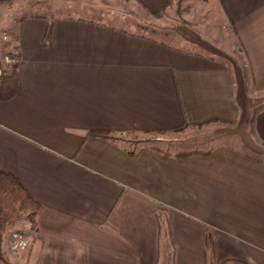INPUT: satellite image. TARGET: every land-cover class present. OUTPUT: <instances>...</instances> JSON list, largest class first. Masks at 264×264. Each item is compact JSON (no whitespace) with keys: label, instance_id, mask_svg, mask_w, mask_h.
Listing matches in <instances>:
<instances>
[{"label":"crops","instance_id":"crops-1","mask_svg":"<svg viewBox=\"0 0 264 264\" xmlns=\"http://www.w3.org/2000/svg\"><path fill=\"white\" fill-rule=\"evenodd\" d=\"M65 2L76 13L14 26L20 90L0 101V171L42 208L27 250L8 240L10 261L264 264V159L229 143L170 151L126 140L179 143L180 132L221 124L250 125L244 138L264 144V105L250 103L264 90V0H219L244 55L236 70L138 31L169 36L155 21L172 0Z\"/></svg>","mask_w":264,"mask_h":264},{"label":"rangeland","instance_id":"rangeland-1","mask_svg":"<svg viewBox=\"0 0 264 264\" xmlns=\"http://www.w3.org/2000/svg\"><path fill=\"white\" fill-rule=\"evenodd\" d=\"M66 0H6L0 1V40L6 44V50H9V55L1 56L3 63L12 68L15 59L16 30L15 25L22 16L32 14H44L49 16L54 15H68L71 11L70 5H66ZM108 2L106 1L105 4ZM118 11H115L114 13ZM81 14V13H80ZM78 14V15H80ZM161 27L169 28L170 34L161 32L162 29H145L138 30L148 33L158 39H163L173 45L185 49L190 52H196L202 55H210L219 59H224L228 62L234 70L239 66H244V55L240 47L239 41L235 38L234 33L229 28L226 21V15L219 0H172L170 7L159 17ZM158 28V27H157ZM194 34L200 36L214 45L216 49H211L210 45L202 42H193L191 37ZM4 47V48H5ZM0 55L2 51L0 50ZM2 69H0V74ZM239 74V69L237 70ZM236 78L238 81V74ZM250 103L252 107L260 108L264 105V90L250 94ZM249 125V124H248ZM243 127V129H241ZM187 129L185 132H180L179 137L185 139L179 143H171L172 141H160V138L166 136L158 135H129L132 146H137L140 142H150L158 144L170 151L185 150V149H206L221 143H229L237 148H241L255 157L264 159V144L259 143L260 146L253 148L244 138V132L250 133V125L245 127L242 125H216L208 127L205 131L202 129L198 131H191ZM187 131V132H186ZM232 132V133H231ZM172 134L167 136L170 138ZM171 140V139H168ZM262 148V149H261ZM19 233L23 238L29 242L25 249H18L14 251L11 249V242L14 239V234ZM33 230L29 223L22 221L16 226H12L6 236L5 245H9L13 253L17 251L27 250L31 244L29 240L30 234ZM5 248V247H4ZM20 258H25L22 256Z\"/></svg>","mask_w":264,"mask_h":264},{"label":"trees","instance_id":"trees-1","mask_svg":"<svg viewBox=\"0 0 264 264\" xmlns=\"http://www.w3.org/2000/svg\"><path fill=\"white\" fill-rule=\"evenodd\" d=\"M0 1L4 2L6 0ZM53 28L54 21L50 23L48 28L45 37L46 45L51 44ZM0 69H2L0 74V101H9L15 98L20 90L18 63L9 68L3 63L0 56ZM197 152L189 151L176 155L188 156ZM131 153L134 154L135 152L132 151ZM203 153L207 154L209 151ZM41 208L42 204L32 196L19 177L12 172L0 171V262L2 264H13L4 248L10 228L25 221L30 224L32 230H38L37 217ZM209 238L212 239L211 234H209Z\"/></svg>","mask_w":264,"mask_h":264},{"label":"built area","instance_id":"built-area-1","mask_svg":"<svg viewBox=\"0 0 264 264\" xmlns=\"http://www.w3.org/2000/svg\"><path fill=\"white\" fill-rule=\"evenodd\" d=\"M29 242L23 238V235L19 233L14 234V239L11 242V249L14 251L18 249H25L28 246Z\"/></svg>","mask_w":264,"mask_h":264}]
</instances>
